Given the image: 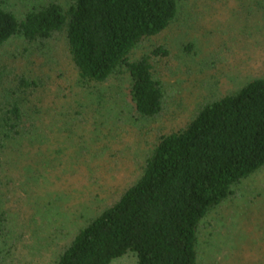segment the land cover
Here are the masks:
<instances>
[{
  "label": "rangeland",
  "instance_id": "rangeland-1",
  "mask_svg": "<svg viewBox=\"0 0 264 264\" xmlns=\"http://www.w3.org/2000/svg\"><path fill=\"white\" fill-rule=\"evenodd\" d=\"M72 1L0 0V8L22 18L34 6L66 9ZM177 5L171 27L132 55L138 59L157 43L169 52L153 60L164 107L151 119L133 112L121 75L80 89L65 34L0 47V264H56L77 232L139 179L160 137L183 128L207 103L264 79V0ZM21 75L38 86L25 99L24 109L33 113L32 100L38 114L22 143L3 138L1 125L8 105L2 96H11ZM231 190L200 224L197 264H264V167ZM111 264H136V257Z\"/></svg>",
  "mask_w": 264,
  "mask_h": 264
},
{
  "label": "trees",
  "instance_id": "trees-1",
  "mask_svg": "<svg viewBox=\"0 0 264 264\" xmlns=\"http://www.w3.org/2000/svg\"><path fill=\"white\" fill-rule=\"evenodd\" d=\"M177 3L73 0L64 9L50 2L32 7L22 18L0 8V47L14 38L36 44L65 34L80 89L121 75L133 112L151 119L164 107L153 60H164L169 52L157 43L138 59L132 55L171 27ZM37 87L21 75L11 96H2L8 103L1 120L6 140L22 143L32 136L37 107L31 100L34 110L28 113L24 106ZM263 167L264 79H254L235 94L202 106L183 128L160 137L139 179L77 232L56 264H111L127 254H134L136 264H197L203 219L232 195L233 187Z\"/></svg>",
  "mask_w": 264,
  "mask_h": 264
}]
</instances>
